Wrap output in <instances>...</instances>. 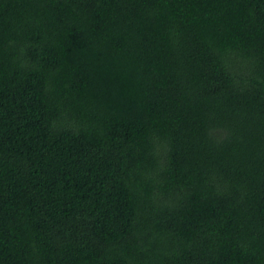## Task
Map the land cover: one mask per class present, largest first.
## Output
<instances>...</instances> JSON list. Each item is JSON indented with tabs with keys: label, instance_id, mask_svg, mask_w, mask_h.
<instances>
[{
	"label": "trees",
	"instance_id": "1",
	"mask_svg": "<svg viewBox=\"0 0 264 264\" xmlns=\"http://www.w3.org/2000/svg\"><path fill=\"white\" fill-rule=\"evenodd\" d=\"M0 264H264V0H0Z\"/></svg>",
	"mask_w": 264,
	"mask_h": 264
}]
</instances>
